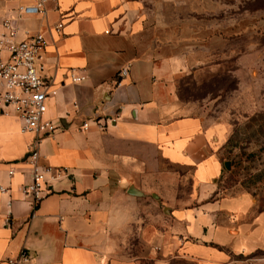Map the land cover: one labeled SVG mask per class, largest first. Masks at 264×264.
<instances>
[{"label":"crops","instance_id":"1","mask_svg":"<svg viewBox=\"0 0 264 264\" xmlns=\"http://www.w3.org/2000/svg\"><path fill=\"white\" fill-rule=\"evenodd\" d=\"M33 2L0 0V32L10 19L16 40L38 31L47 39L46 117L61 128L38 145V163L51 171L34 207L21 191L33 135L20 131L13 113H0V264L21 256L33 264H168L169 257L234 264L264 249L237 243L255 228L264 241V211L247 192L229 194L223 185L220 125L177 97L178 81L211 62L210 34L184 18V2L51 0L44 16L17 14ZM71 72L84 80L72 83ZM163 164L176 169L177 182L187 174L188 193L161 192ZM134 237L143 255L133 256Z\"/></svg>","mask_w":264,"mask_h":264},{"label":"rangeland","instance_id":"2","mask_svg":"<svg viewBox=\"0 0 264 264\" xmlns=\"http://www.w3.org/2000/svg\"><path fill=\"white\" fill-rule=\"evenodd\" d=\"M182 1L188 9L184 18L210 34L205 43L211 62L208 68L178 81L177 97L189 104L188 110L195 116L220 125L222 159L231 163L221 179L227 192H247L254 205L264 211V0ZM174 170L163 164L158 173L161 192L166 194L165 189L174 188L180 195L188 193L187 174L177 182L179 174ZM254 230L259 234L237 243L243 242L246 249L261 248V228ZM131 244L133 256L147 251L136 237ZM167 261L187 264L180 257ZM234 264H264V249L245 253Z\"/></svg>","mask_w":264,"mask_h":264},{"label":"built area","instance_id":"3","mask_svg":"<svg viewBox=\"0 0 264 264\" xmlns=\"http://www.w3.org/2000/svg\"><path fill=\"white\" fill-rule=\"evenodd\" d=\"M51 0H34L30 5H19L16 12L19 16L46 14V5ZM63 24L57 23L54 30L60 32ZM0 51V83L3 90L0 92V113H13L20 122V131L33 135L25 162L29 167V182L25 183L21 191L29 197L32 205L36 207L47 194L46 173L51 168L39 165L38 145L40 141L52 136L59 128L58 122L46 117L47 100L50 97V79L42 75V59L48 41L41 32L27 34L22 40H16L17 29L12 20L4 19L1 24ZM127 69L123 68L118 73V78H123ZM72 83H81L83 76L73 72L70 74ZM119 84V80L116 81ZM87 124L83 123L81 129L85 130ZM58 174L65 172L56 171ZM9 171V174H12ZM6 189L0 187V192ZM7 264H33L28 257L9 258Z\"/></svg>","mask_w":264,"mask_h":264},{"label":"water","instance_id":"4","mask_svg":"<svg viewBox=\"0 0 264 264\" xmlns=\"http://www.w3.org/2000/svg\"><path fill=\"white\" fill-rule=\"evenodd\" d=\"M61 122V125H62V127H63V121H60ZM230 161H224V163H223V165H224V168L226 169V170H229L230 169ZM130 190H131V192L133 191L134 192V190H133V188L131 187L130 188Z\"/></svg>","mask_w":264,"mask_h":264},{"label":"trees","instance_id":"5","mask_svg":"<svg viewBox=\"0 0 264 264\" xmlns=\"http://www.w3.org/2000/svg\"><path fill=\"white\" fill-rule=\"evenodd\" d=\"M186 262V261H185ZM152 264V262H150V261H146V262H144V264ZM187 264H191V263H188V262H186Z\"/></svg>","mask_w":264,"mask_h":264}]
</instances>
